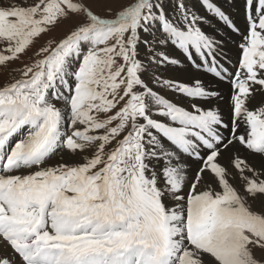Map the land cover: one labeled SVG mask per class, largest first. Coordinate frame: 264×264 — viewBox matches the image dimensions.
<instances>
[{
	"label": "snow or ice",
	"instance_id": "obj_1",
	"mask_svg": "<svg viewBox=\"0 0 264 264\" xmlns=\"http://www.w3.org/2000/svg\"><path fill=\"white\" fill-rule=\"evenodd\" d=\"M103 3L0 0V264H264V0Z\"/></svg>",
	"mask_w": 264,
	"mask_h": 264
},
{
	"label": "rangeland",
	"instance_id": "obj_2",
	"mask_svg": "<svg viewBox=\"0 0 264 264\" xmlns=\"http://www.w3.org/2000/svg\"><path fill=\"white\" fill-rule=\"evenodd\" d=\"M215 2L218 3V6H220V7L223 6L224 8L223 7L222 8L227 13H229L231 15V17H234V19L236 21L235 23L241 28V30H243L245 28L244 12H243L244 0H215ZM193 3H194L195 8H196L195 0H193ZM197 6L199 7L198 4H197ZM226 6H227V8H226ZM107 7H108V5L103 3V0H101L100 6L93 5V10L98 12V13H100V14H104V12H105ZM111 7L113 8V10H116L119 7V4H113V5H111ZM199 9H200L199 14H201V12H202V13L205 14V16L207 15V13L204 11L203 8L199 7ZM228 9L231 10L232 12L229 11ZM234 10L238 11V12H233ZM241 12L243 13V18L242 19L237 18L236 15H238V13H241ZM211 18L213 19L212 22H213V26H214L215 30H219V29L226 30L227 29V27L225 25H223L221 22H220V24H217V20L215 18H213V17H211ZM69 26L70 25H68V24L61 25L58 28H56L50 35H43L41 38H39L37 40L35 47L31 50L29 55H32V53H34L37 49H39L42 45H44L49 39H53L54 38L56 40H59L66 33V31L68 30ZM226 54L227 55L225 56V58L223 59V62H221V63L223 65L225 64L224 67H226L229 70V72H234L235 71V67L234 66L237 64L238 59L240 58V50L237 51L236 54H232V55H230L228 53H226ZM24 60H25V62H28L27 61V57H25ZM21 66L22 65L19 62L13 63L11 65V67H13V68L21 67ZM10 71H11L10 68H2V67H0V84H3L4 82H11V76L9 75ZM215 81L217 83H219V82L225 83L224 81H219L216 78H215ZM227 84H229V83L227 82ZM216 87L218 89H220L221 86L220 85H216ZM228 113H229V111L226 113V115H225L226 117L228 116ZM226 151L227 150H225V152ZM241 154L242 155H247L245 153H241ZM249 162L251 164H253V165L255 163L252 160L251 157H249ZM257 255L258 256H264V253H260L258 251Z\"/></svg>",
	"mask_w": 264,
	"mask_h": 264
},
{
	"label": "bare ground",
	"instance_id": "obj_3",
	"mask_svg": "<svg viewBox=\"0 0 264 264\" xmlns=\"http://www.w3.org/2000/svg\"><path fill=\"white\" fill-rule=\"evenodd\" d=\"M218 4V3H217ZM223 7V6H222ZM224 8V7H223ZM227 8V6H226ZM196 10L198 12H200L199 7L196 4ZM229 10V9H228ZM231 11V10H229ZM232 12V11H231ZM233 12H238V11H233ZM202 15H205L204 13L201 12ZM236 15V14H235ZM237 18L242 19L243 18V13H238V15H236ZM209 19L212 21L213 19L211 17H209ZM232 19L235 21L234 17H232ZM217 24H220V22L217 20ZM216 25V24H215ZM217 26V25H216ZM204 31L206 33H209L211 35H213L214 37H216L217 39H219L220 41H222V49H221V54L217 57L220 62H223V59L225 58V56L227 55L226 53L232 55V54H236L237 51H239V48L237 47L240 37L238 35H236L231 29H229L227 27L226 30H215L214 26H213V22L211 24V26H207V25H202ZM217 34V35H216ZM225 65V64H224ZM190 66L187 65V62L185 63V69L187 70ZM236 70V69H235ZM196 70L192 69L191 73H187L185 74V77H181V78H186L187 75L189 74H195ZM200 75L202 76V78L204 79L206 84L211 85V87L217 89L221 96L223 97V99L220 101L219 103V107L223 110V112L226 113L229 111V104H228V97H229V93L231 91L229 84H227V81L225 80L223 82H219L217 83L215 81V78L211 75H207L204 74L203 72L200 73ZM216 85H220V89H218L216 87ZM225 101V102H224ZM259 106V105H258ZM226 117V116H225ZM227 118V117H226ZM225 135H227V132H225ZM225 151V150H223ZM243 153V152H242ZM246 154V153H245ZM227 159V158H226ZM255 163L254 166L255 167H260L261 162L258 159H252Z\"/></svg>",
	"mask_w": 264,
	"mask_h": 264
}]
</instances>
